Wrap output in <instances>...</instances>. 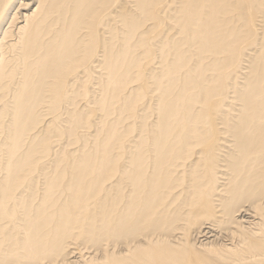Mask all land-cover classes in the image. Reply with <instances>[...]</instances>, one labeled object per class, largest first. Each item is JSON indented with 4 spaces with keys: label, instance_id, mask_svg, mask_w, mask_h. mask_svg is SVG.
<instances>
[{
    "label": "bare ground",
    "instance_id": "6f19581e",
    "mask_svg": "<svg viewBox=\"0 0 264 264\" xmlns=\"http://www.w3.org/2000/svg\"><path fill=\"white\" fill-rule=\"evenodd\" d=\"M0 264H264V0H0Z\"/></svg>",
    "mask_w": 264,
    "mask_h": 264
}]
</instances>
